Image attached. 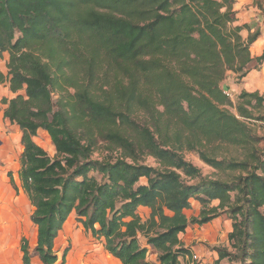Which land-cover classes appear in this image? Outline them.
<instances>
[{
    "label": "trees",
    "instance_id": "obj_1",
    "mask_svg": "<svg viewBox=\"0 0 264 264\" xmlns=\"http://www.w3.org/2000/svg\"><path fill=\"white\" fill-rule=\"evenodd\" d=\"M237 2L0 0V85L15 94L2 99L4 116L22 131L18 175L37 227L34 253L22 239L23 264L34 255L66 264L55 244L73 214L121 264H182L193 251L181 234L227 214L232 250L217 248L216 263L264 264V139L247 123L264 122L252 113L264 98L242 91L233 112L224 88L230 73L241 81L264 62L251 52L260 32L244 37ZM106 60L127 84L100 86ZM41 130L53 157L35 140ZM101 142L105 153L95 158ZM216 144L246 154L219 159ZM184 150L234 179L204 176ZM192 200L201 210L189 218Z\"/></svg>",
    "mask_w": 264,
    "mask_h": 264
},
{
    "label": "rangeland",
    "instance_id": "obj_2",
    "mask_svg": "<svg viewBox=\"0 0 264 264\" xmlns=\"http://www.w3.org/2000/svg\"><path fill=\"white\" fill-rule=\"evenodd\" d=\"M237 17L238 24H247L249 27L243 31V35L247 38L250 34L260 32L264 37V0H239L237 5ZM255 47V46H254ZM253 48L252 54L256 55L264 54V47L258 49V51ZM9 59V53H6L1 57V68L5 73L8 72L7 62ZM102 81L100 86L105 90L109 89L116 80L122 79L124 83H128V76L122 71V69L113 61L106 60L104 62L103 68L101 70ZM246 81H238L237 76L230 73L227 82L230 83V89L228 90L232 95L231 99L234 107L230 109L236 112V105L240 102V94L242 91L252 92L257 90L260 95L264 98V62L257 65V69L253 70L251 74L247 77ZM226 82V83H227ZM99 86V94L102 91ZM243 88V90H242ZM256 92V91H255ZM15 96L9 89L8 83L0 85V150L3 151V155L0 157V167L4 171L13 172L14 176H18L21 165V156L23 153L22 145V131L20 127L16 124H12L4 116V110L6 105L2 103L3 98L11 99ZM58 94H55V100L58 98ZM254 117L264 116V103L260 108L252 109ZM248 125L251 127L252 131L260 138L264 139V122L259 120H249ZM36 142L41 145L52 157L56 154L55 146L53 145L50 136L46 131H39L36 137ZM105 143H99V150L95 152L94 157L98 158L102 155L103 150H105ZM214 155L219 159L223 158H240L243 159L246 151L242 148L235 147L230 144H216L212 148ZM5 151V152H4ZM105 153V152H104ZM183 154L185 158L201 168L203 175L219 178L224 180L234 179L235 174L225 173L207 165L202 161L200 155L196 151L184 150ZM7 155V156H6ZM145 163L153 166H159L158 162L150 156L145 158ZM238 174V173H237ZM198 180H189V183L194 184ZM9 189L11 186L8 184ZM10 202H13L16 206V214L13 217L16 220V226L18 234L16 244L20 253V261L22 262V252L21 244L22 239L25 238L30 250L34 253L37 244V227L31 221V214L34 210L27 195L18 194L12 190L9 197H6ZM218 201H214L212 205H218ZM0 209H2V199H0ZM201 204L197 200H192V206L190 209L186 210V214L189 218L196 217L200 214ZM1 211V210H0ZM141 215L145 217L146 213L141 210ZM150 213V209H149ZM1 215V213H0ZM5 224L1 222L0 216V238L5 235L4 230ZM7 228V227H6ZM4 230V231H3ZM232 230V220L227 214H223L219 218L213 220L212 222L200 227L198 225L191 226L186 233L181 234V239L186 246L192 247L193 257L190 259H183L182 264H217L219 254L217 248H227L232 250L230 241L228 238L229 233ZM59 241L55 244V250L58 252L60 260L63 253L67 251V259L75 258L77 255L83 259H89L93 257H98L105 254L108 258L109 254L105 251L101 241L96 240L89 233L84 231L81 224L76 221V215L73 214L67 221L65 229L59 235ZM5 250L0 249V261L3 258ZM153 250L149 259L151 261L155 260L157 256ZM38 260L39 264L42 262L39 260L38 256H33L32 262ZM220 264H235L231 263L227 259L223 260Z\"/></svg>",
    "mask_w": 264,
    "mask_h": 264
},
{
    "label": "crops",
    "instance_id": "obj_3",
    "mask_svg": "<svg viewBox=\"0 0 264 264\" xmlns=\"http://www.w3.org/2000/svg\"><path fill=\"white\" fill-rule=\"evenodd\" d=\"M237 3L235 4V6L237 5ZM235 9L237 10V8H235ZM261 45L264 47V37L262 34L260 35V38L252 45L251 50L253 48L255 49V47H257L256 50L258 51V49L261 47ZM5 54L6 53H4V55ZM260 55L261 54H259V52H257L256 55H253V56L258 57ZM250 74L251 73H249V75ZM247 77H245L242 80V82L246 81V79H248ZM226 82L224 83V88L226 91H228L230 89V85H229L230 83H228V82L226 83ZM242 90H243V88H242ZM255 91H257V90H255ZM255 91H252V92H255ZM2 153H3V151L0 150V157H2V156L4 157V155ZM4 159H5V157H4ZM20 168H21V165H20ZM10 172L11 171H9V170L4 171L0 167V199H2V209H0L1 210L0 216H1V222L5 224V226H4L5 235L0 238V249L3 248L5 250V253H4L3 258L0 261V264H23V262L20 261V253L18 250V246L16 244L17 234L19 231V230H17L18 228L16 226V220L13 218L16 216V214L14 213L16 211V209H15L16 206L13 202H10L6 197L10 196V194L12 193V190L15 192L16 196L19 193L24 194V191L21 187V181L19 179V175L16 177L14 176V178H15V181H16L17 185L19 186L20 190H19V192L14 190L12 184L10 183V177H9ZM8 184L11 186V190L9 189ZM141 210L144 211L146 213L145 214L146 217H148L149 209L146 207H142ZM66 225H67V223L65 224V226ZM65 226H64V229H65ZM58 241H59V238L56 240V243ZM109 257L110 258H108L105 254H103V255H100L98 257L90 258V260H89V259L80 258L76 255L75 258L67 259L66 264H121V262L117 258L111 256L110 254H109ZM37 261L38 260L32 262V264H39V262H37ZM153 261H156V259Z\"/></svg>",
    "mask_w": 264,
    "mask_h": 264
},
{
    "label": "built area",
    "instance_id": "obj_4",
    "mask_svg": "<svg viewBox=\"0 0 264 264\" xmlns=\"http://www.w3.org/2000/svg\"><path fill=\"white\" fill-rule=\"evenodd\" d=\"M225 93H226L230 98L232 97V95L230 94L229 91H226V90H225Z\"/></svg>",
    "mask_w": 264,
    "mask_h": 264
}]
</instances>
